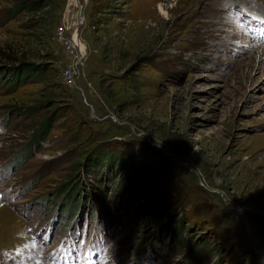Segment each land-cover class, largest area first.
Returning a JSON list of instances; mask_svg holds the SVG:
<instances>
[{"label":"rangeland","instance_id":"obj_1","mask_svg":"<svg viewBox=\"0 0 264 264\" xmlns=\"http://www.w3.org/2000/svg\"><path fill=\"white\" fill-rule=\"evenodd\" d=\"M69 244L264 264V0H0V264Z\"/></svg>","mask_w":264,"mask_h":264},{"label":"trees","instance_id":"obj_2","mask_svg":"<svg viewBox=\"0 0 264 264\" xmlns=\"http://www.w3.org/2000/svg\"><path fill=\"white\" fill-rule=\"evenodd\" d=\"M21 7V6H20ZM30 69L28 70V73H30ZM27 72V71H26ZM25 75H27L26 73H25ZM75 76V75H74ZM12 78H14V74H13V77ZM19 78H21V77H19ZM18 79V78H17ZM16 84V80L14 79L13 80V83H12V85H11V87H13L14 85ZM163 198H161V199H158V201H155L154 202V206H157V207H159L160 206V204H161V200H162Z\"/></svg>","mask_w":264,"mask_h":264},{"label":"built area","instance_id":"obj_3","mask_svg":"<svg viewBox=\"0 0 264 264\" xmlns=\"http://www.w3.org/2000/svg\"><path fill=\"white\" fill-rule=\"evenodd\" d=\"M70 45L73 46V47L75 46V44L72 42V40L70 41ZM72 71H73V70H72ZM72 71L69 73V76L71 77V79L74 78V75H75V73H76V72H75V73H72ZM73 74H74V75H73ZM72 76H73V77H72ZM71 82H72V84H73V81H71Z\"/></svg>","mask_w":264,"mask_h":264},{"label":"bare ground","instance_id":"obj_4","mask_svg":"<svg viewBox=\"0 0 264 264\" xmlns=\"http://www.w3.org/2000/svg\"><path fill=\"white\" fill-rule=\"evenodd\" d=\"M79 48H80V50H81L80 52H81V55H82V52H83V50H84L82 44L80 45Z\"/></svg>","mask_w":264,"mask_h":264}]
</instances>
